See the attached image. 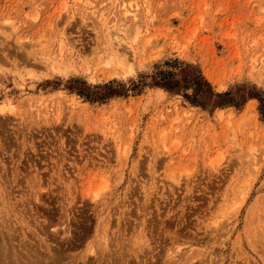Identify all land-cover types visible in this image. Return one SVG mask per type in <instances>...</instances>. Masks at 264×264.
<instances>
[{
  "label": "rangeland",
  "instance_id": "rangeland-1",
  "mask_svg": "<svg viewBox=\"0 0 264 264\" xmlns=\"http://www.w3.org/2000/svg\"><path fill=\"white\" fill-rule=\"evenodd\" d=\"M171 60L264 96V0H0V264H264L257 99L67 90Z\"/></svg>",
  "mask_w": 264,
  "mask_h": 264
},
{
  "label": "trees",
  "instance_id": "trees-1",
  "mask_svg": "<svg viewBox=\"0 0 264 264\" xmlns=\"http://www.w3.org/2000/svg\"><path fill=\"white\" fill-rule=\"evenodd\" d=\"M143 86L159 88L169 93L181 94L182 98L190 105L202 109L223 108L225 106L235 107L239 98L243 100L244 98H255L258 101L257 111L260 120L264 122V96L257 97L249 93L244 98L240 95L236 98V94L233 96L228 91L215 93L198 70L177 60H171L165 62L162 66H156L149 77V82L139 79L137 82H130L127 89L121 84L114 85V82H108L100 86H90L85 82H80L78 83V87L68 88L67 90L85 99L87 102L100 103L112 97L126 96L127 92L138 94L139 89ZM187 91H189V94L186 93Z\"/></svg>",
  "mask_w": 264,
  "mask_h": 264
}]
</instances>
